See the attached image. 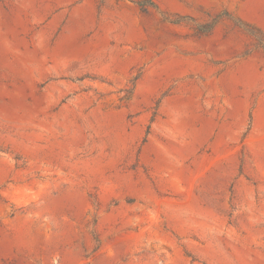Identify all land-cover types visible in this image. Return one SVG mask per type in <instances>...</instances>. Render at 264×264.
<instances>
[{
  "label": "rangeland",
  "instance_id": "374dc122",
  "mask_svg": "<svg viewBox=\"0 0 264 264\" xmlns=\"http://www.w3.org/2000/svg\"><path fill=\"white\" fill-rule=\"evenodd\" d=\"M0 264H264V0H0Z\"/></svg>",
  "mask_w": 264,
  "mask_h": 264
}]
</instances>
